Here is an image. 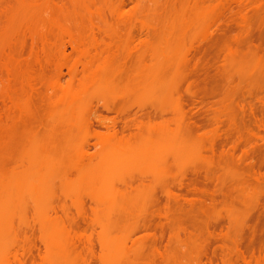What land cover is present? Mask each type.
<instances>
[{"label": "rangeland", "instance_id": "374dc122", "mask_svg": "<svg viewBox=\"0 0 264 264\" xmlns=\"http://www.w3.org/2000/svg\"><path fill=\"white\" fill-rule=\"evenodd\" d=\"M33 4L38 10L31 13L25 7ZM61 6L67 13H58ZM225 25L231 27L229 36L209 57L217 74L214 87L191 106L196 116L200 111L209 120L205 135L150 153L167 155L171 166H149L153 156L141 158L138 145L130 153L89 136L85 123L95 120L97 107L103 119L116 117L122 127L121 117L104 111V104H128L134 111L154 106L174 117L180 109L171 96L114 95L117 78H146L149 90L166 95L180 90L186 97L185 78L193 69L187 61ZM0 52V61H8L0 63V164L12 170L11 177L4 176L14 182L10 230L0 236V264H165L145 237L160 231L143 230L140 223L151 217L156 197L164 203L168 199L164 189L185 194L177 185L193 170L209 173L225 193L213 205L210 197L200 195L204 206L181 201L186 215L201 225L220 223L223 233L211 228L222 237L210 245L209 257L218 264H264V243L256 247L255 257L243 249L248 263L233 250L251 206L264 205V0H0ZM97 53L109 62L97 61ZM97 66L115 81L91 82ZM96 122V129L105 132ZM230 126L234 132L226 152L213 157L211 140L231 133ZM234 141L237 147L230 149ZM3 150L10 153L6 160ZM86 152L113 157L87 159ZM133 155L136 162L128 159ZM103 163L109 165L97 166ZM36 172L42 175L39 189L17 185L20 177ZM213 184L208 183L211 191ZM225 195L227 204L221 202ZM263 219L261 210L248 222L258 236H264ZM168 229L163 246L175 231ZM187 233L180 231V241L170 243L179 255L171 254L176 259L170 257L168 264H208L203 257L206 231Z\"/></svg>", "mask_w": 264, "mask_h": 264}, {"label": "bare ground", "instance_id": "6f19581e", "mask_svg": "<svg viewBox=\"0 0 264 264\" xmlns=\"http://www.w3.org/2000/svg\"><path fill=\"white\" fill-rule=\"evenodd\" d=\"M30 5L25 7L27 11L34 13V12H36V10H38L37 7L34 6V4H33V6H30ZM84 8L88 11L91 10L87 6H85ZM50 10L51 9L49 7H47V11H50ZM66 10L68 11V8H65V6H63V7L61 6L58 8V13L59 12L61 13L64 11H65L64 13H67ZM70 11H71V9H70ZM70 11H69V13H70ZM76 11L77 10H75V12ZM19 15H21V14L19 13ZM26 15H27V13H26ZM76 16H78V14H76ZM65 17H66V15L64 16V18L62 15L61 18L65 19ZM76 19L79 20L80 17H78ZM81 19L83 20V18H81ZM71 20H72V18H71ZM74 20H73V22H74ZM76 22H77V20H76ZM68 24H69V22H68ZM78 25L80 27V22L79 23L77 22V24H75V27H78ZM230 31H231V27L229 25L219 27L216 30V32L215 31L213 32V34L214 33L215 34L213 35V37H211L209 39V41L207 42V45H205L203 48H201L197 52V55L195 56V58L189 59L187 61L189 63V65L193 64V69L188 72V74L185 78L186 79V91L185 92L187 95L186 97H185V95H183L180 92V90L168 92L167 95L164 92L156 91L155 89L149 90L150 89L149 88V81L146 78H142V77H131L128 79H125L123 77L117 78V80L115 82V84L117 83L116 84L117 90L114 91V95L117 94L116 96L121 97V98H127V97H130L133 95L143 96L146 94H150L153 97H154V94L156 96H159V95L171 96L180 109V111L178 113H176L174 115V117H172V118L169 117L171 113H169L166 110L154 107V106H152L151 108H149V106L148 107L147 106H140L139 109H137V111H134L133 106L128 105V104H124L121 106H118L115 103L114 104H104V105H102V107L105 109L104 111L115 112L118 114L117 116L121 117L122 120H120V121L122 122V125H121L122 127L121 126H120L121 128L118 127L119 126L118 125L119 119H117L116 117H115L116 119L111 118L112 120H109L110 118L107 120V119H105L106 117L103 119V117H102L103 114L101 112L102 115H100V110L97 107V108H95L94 112L92 111L94 116H95V120L93 121L94 118L93 119L90 118L91 120L87 119L88 121L85 123L86 130L90 132L89 136L95 137V139L97 138L96 139L97 143H98V141H101V143L111 144V146L113 147L111 149H121L124 147L125 149L130 150L131 151L130 153H132L136 149V146L138 145L139 147L143 148V149H140L139 153H137V154H141V158L143 156V159H148V157H146V155H152L153 156L150 158L153 162L149 166L155 167V168H157V167L163 168V167L171 166L170 164H172V162H170V159L167 155H158L157 153L156 154H150V153H152V150L155 147L158 149L162 146L163 147L166 146L170 142H173V143L174 142H176V143L177 142H187V141L189 142V141H194L195 139L197 140V138H201L203 135H205L202 133V131L207 129V126H209V124H210L209 120H207L206 117H204L203 115H200V111L198 112L199 115L196 116L197 114L195 112H197V109H196V111H194L195 108H192L191 106H193V107L195 106V102H197L196 101L197 98L205 97L206 95H208L209 91H211L213 89L215 79H216L215 77L217 74L216 73L213 74L211 71L212 68H211L209 57L212 54V52L214 51L215 46H217L219 43L227 40V37L229 36L228 33ZM233 41L238 44L239 43V37L234 36ZM1 52H0V55H2ZM95 58H97V61H99L100 63L104 62L105 64H107V61L109 62L108 57H103L102 55H100L98 53H97V55H95ZM1 62H3V61H0V63ZM5 62L6 61H4L3 63H5ZM5 65H7V64H5ZM8 66H10V63L6 67H8ZM99 66H97V69L94 70L93 72H91V74L89 75L90 76L89 79L91 80V82H93L95 84H99V83L109 81L111 79L114 82L116 77H112V78L110 77L109 78V75L107 74V72H106V74L108 76L106 74H102L103 71L100 70ZM8 69H9V67H8ZM103 69H104V71H106L105 68H103ZM85 80H87V79H85ZM187 108H191V109H189V111H188ZM93 114H92V116H93ZM95 122L98 124L97 126L100 127L99 129H101V127H103V128H106V131L103 132V131H99L98 129H96ZM172 125H175L176 127L173 128ZM230 127H229L230 130H228V132L231 131V133H229V134L226 133L225 135L219 136L220 137L219 140L216 137V139L218 141L217 140L216 141L211 140V144H210L208 150L210 151V153L213 157L216 155L217 152L220 153L221 155L226 152V149H224V148L229 146V142H231V139L233 137V132H234V126H230ZM219 135H221V134H219ZM92 137H90V138H92ZM97 143L92 144V145H94L96 147L99 144V143L98 144ZM225 144H227V146ZM99 145H101V144H99ZM236 147H237V141H234V143L230 149H235ZM5 149L8 150L7 147ZM4 152H6V153L4 154ZM108 153H110V152H108ZM108 153H104V154L101 153L98 156H96L95 153H93L94 155H92L90 153L91 154L90 155L89 152L88 153L86 152L84 158L87 156L89 158L96 156L97 158L106 162V160L109 159V158H107L109 155H110V157H113L111 154H108ZM111 153H114V152L112 151ZM9 154H7V151L3 150L4 160H6L9 157L8 156ZM136 155L130 156V157H128V159L133 160V162H136L135 161ZM6 156H7V158H6ZM88 157H87V159H88ZM2 163L6 164L5 161H3ZM108 165L109 164H107V163H103V164H99L97 166L101 167V166H108ZM3 166H1V164H0V167H1L0 168V236L10 230L11 207H12V204L14 201V197L12 196V193H11V189H13L14 182L12 181L11 178L10 179L12 182L8 180L9 177L7 178L8 175L10 176L12 174V170L8 166H5L6 169ZM110 166H114V165H110ZM124 166L130 167L132 165H131V163H127ZM2 167L5 170H2L3 169ZM9 170L11 171L10 172L11 174L10 173L8 174ZM6 171H7V173H6ZM4 174H8V175L4 176ZM17 183H18L17 185H19L20 187L21 186L28 187L29 185H31L33 189H39L42 185V175H41V173L37 174V172L34 175H32L31 173L30 174L26 173L24 176H22L18 179ZM208 183L209 184L210 183L215 184V181H213V179H212V177H210L209 173L201 174L199 171L193 170V171H191V173H185L183 175L182 179L178 182L179 185H177V186H178L179 190L186 191V192L183 191L185 194H183V193L176 194V192H174L172 189L166 188L163 191V193H166L164 195L168 196V199L165 201V203H164V201H162L163 199L161 200L160 197H156L154 199V202L152 205L153 207H151V209L153 208V211L151 210L152 215L150 214L151 217L150 218L147 217L148 219L144 218V221H142L143 224L140 223V227L142 225L141 228L143 230H146V231L153 230V229L155 231H160L159 236L156 233H152V234L147 233V236H145V237H149V239H152L151 241H153V253L155 254V256H158L159 258L162 259L163 262L158 259L161 263H164V261H165V262H167L165 264H168L169 258L173 257V256H171V254L174 255V253H175V254L179 255V253H177L178 250L176 249L177 251L175 252L174 251L175 246H171V244H172L173 240L174 241H176V240L180 241V237H181L180 231L188 232L187 234L190 233L189 235L192 236L193 232L196 230V228H198V231L201 234H204L205 231L207 233L204 236L205 237L204 238L205 245L203 246V248H204L203 257L208 260V264H214L215 263L214 261H216V263H217V260H215L216 258H214L213 256L209 257L208 249L212 243L217 242V240L219 241L220 237H222V234L216 235V233H214V231H212V229H211V228H214L215 230L220 229L223 233V229H222L220 223L211 224V223H205L204 222V224H203V222H202V225L204 227V229L202 230V228H201L202 225L200 224L201 221L187 216L186 212L184 211L185 210L184 209V203H187L190 206H194L195 204H197L199 202H200V204L202 202L201 205H203V203H205L206 200L200 201L201 199L197 198V197H199V195H200V197L201 196L206 197V199H207V197L208 198L210 197V200H211L210 202L212 205L218 203L217 200L220 197V194H223V191L221 189V185L219 183H218L219 186L215 184L214 188L215 187L216 188L214 189V191H211L208 189ZM129 185H130V187H129ZM129 185L125 184L126 187L128 186L129 188H131L132 184L129 183ZM21 193L24 194V192H21ZM189 196H192V198L191 197L189 198ZM22 197H23V195H22ZM222 199L224 200V201L223 200L221 201L222 203L227 204L229 202V199L226 197V195ZM203 200H204V198H203ZM181 201H184V203ZM261 210L264 211V205H262V206H260L259 204L258 205H252L250 208V216H249L248 221L243 224V227L240 230L237 231L238 235H239L238 236L239 239H237L234 242V245H233L234 249L233 250L236 251L235 253H237V256L240 259L242 258V261H244L245 263H248L247 257H246V252H248V254L249 253L251 254L250 258L255 257L256 247L262 248L263 243H264V236L263 235H259V236L256 235V227L252 224H249L252 220V216L254 215V213L256 211H261ZM80 211H81V209H80ZM81 214L83 215L82 212H81ZM155 218H157V219L159 218L160 221L159 222H157V220L155 221ZM163 218L166 219V223L161 221ZM70 221H72V220H70ZM76 221H78V220H76ZM81 221L77 222L78 225H76V226L81 227V225L79 224ZM263 221H264V219H263ZM74 223H75V220H74ZM81 223H83V221ZM71 224L74 225L73 223H71ZM166 227H167V229L169 227V229H168L169 231H170V229L172 231L175 230L176 233H175V231H173V232L170 231V232H172V234L170 236V241L168 242V244L166 246L165 245L163 246ZM141 228H138V229H141ZM190 228L194 229V231L192 233L189 231ZM247 233L251 234L249 240H247ZM76 234H78V233H76ZM75 236H77V235H75ZM77 239H79V236ZM151 246H152V244H151ZM163 247H164V251L162 250ZM243 249H245L246 252L243 251ZM146 254H149V252H147ZM214 254L216 255V252H214L213 255ZM155 256L153 258H155ZM173 258L176 259L175 256ZM155 259L157 260V258H155ZM224 259L225 258H223V260ZM148 260H150V259H148ZM152 264H153V262H152ZM169 264H173V263H169Z\"/></svg>", "mask_w": 264, "mask_h": 264}]
</instances>
